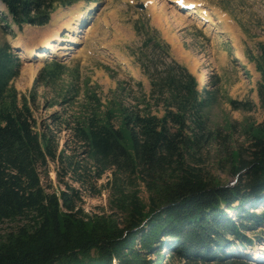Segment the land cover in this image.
<instances>
[{"label": "trees", "instance_id": "16d2710c", "mask_svg": "<svg viewBox=\"0 0 264 264\" xmlns=\"http://www.w3.org/2000/svg\"><path fill=\"white\" fill-rule=\"evenodd\" d=\"M0 1L18 26L46 24L54 8L53 0ZM143 27L136 25V32ZM147 40L137 58L162 116L152 112L145 95L133 106L116 97L103 103L86 86L78 114L51 112V123H40V129L32 114L35 95L20 98L11 84L20 59L8 42L0 46V223H14L0 235V264H152L151 253L159 264L164 249L182 264H240L229 257L232 250L251 244L246 230L264 226V121L244 128L245 153L228 151L237 179L221 184L203 167V149L221 138L207 115L215 95L199 87L155 34ZM259 49L256 92L264 106V43ZM66 71L51 60L38 76L54 83ZM229 101L234 108L253 106ZM51 126L69 130L86 161L67 153V141L58 149ZM50 161H58L83 189L111 171L113 212L87 213L79 203L82 190L67 181L50 191L42 182ZM140 184L149 193L147 202ZM258 205L262 212L254 209Z\"/></svg>", "mask_w": 264, "mask_h": 264}, {"label": "rangeland", "instance_id": "374dc122", "mask_svg": "<svg viewBox=\"0 0 264 264\" xmlns=\"http://www.w3.org/2000/svg\"><path fill=\"white\" fill-rule=\"evenodd\" d=\"M53 1L54 8L48 23H25L20 27L12 24L11 16L0 1V46L8 42L21 63L20 73L11 84L17 89L20 98L23 95H35L31 106L38 129L40 123H51L48 120L51 112L67 118L78 114L86 101V86L103 103L116 97L125 105L133 106L145 95L152 112L162 116L163 106H156L148 96L150 83L143 72V63L135 58L138 48L143 45L146 47L151 42L147 40L149 34H155L160 42L168 45L171 58L185 65L196 76L199 87H206L215 95L214 102L207 109V115L211 129L218 130L221 138L203 149V167L205 172L221 184L236 181L237 175L231 171L228 151L240 148L245 153L249 141L243 130L251 124L264 121V106L260 105L256 92V77H251L250 70L240 64L231 49L240 47L244 54L250 56L260 54L255 45L264 43V0H187L198 7H205L211 14L210 22H203V18L199 16L188 17L183 10L174 12L176 7L173 0ZM54 16L60 17L56 22L58 24H53ZM220 17L225 20L224 24L219 23ZM68 22L78 23L79 26L78 33L74 31L77 37L74 42L65 41L69 38V34L65 33H70L66 28ZM140 24H144V27L136 32V25ZM90 26L91 29L88 30ZM56 31L64 39L59 42L69 43L73 45V49H69L70 54L66 55L49 52L48 56L39 61L35 56L36 49H44L45 39H51ZM24 39L29 40L28 45L34 46L35 52L30 56H25L21 49L24 43L20 40ZM51 60L64 64L67 71L56 82L47 84L40 80L38 74L47 61ZM29 68L32 71H28ZM204 75L208 76L207 82L201 81ZM74 93V101L62 100L66 95L71 97ZM230 98L249 101L253 106L250 110L234 108ZM51 128L56 133L58 149L67 141V153L74 154L82 163L86 161L85 154L70 140L69 130L55 126ZM225 136L229 138L228 141L222 140ZM48 165L49 174L43 175L42 182L50 187V191L64 188L63 181H67L82 190V202L79 203L87 213L113 212L109 183L111 171L102 175L94 186L83 189L70 174L63 173L58 161H50ZM138 188L140 197L147 202V189L143 184ZM261 208L258 205L254 209L262 212ZM13 224L0 223V235ZM245 235L251 238V244L233 249L229 257L240 264H259L257 255H264V226H258L255 231L246 230ZM160 252L163 255L159 264L183 263L166 249ZM148 259H151L152 264H158L154 260V254H149Z\"/></svg>", "mask_w": 264, "mask_h": 264}, {"label": "bare ground", "instance_id": "6f19581e", "mask_svg": "<svg viewBox=\"0 0 264 264\" xmlns=\"http://www.w3.org/2000/svg\"><path fill=\"white\" fill-rule=\"evenodd\" d=\"M173 4L176 8H174V12H180V10L182 9H177L179 6H190L189 9L187 11L184 10V12H187L186 13V16H199L207 21L210 22V12H208V10L205 9V7H198V6H193L189 1L187 0H173ZM216 11V10H215ZM59 15V14H58ZM219 15V14H218ZM216 15V16H218ZM59 16H54V21L53 24H58L56 22L59 21ZM215 17V16H214ZM219 17V16H218ZM193 18V17H192ZM219 23L221 24H224L225 23V20L223 19V17H220L219 19ZM66 28H67V31H69L70 33H65V34H69V38L68 39H65V41H75L77 39V37L75 36V33L74 31H79V26H78V23L74 24V23H67L66 24ZM91 29V26L88 28V30ZM60 33L59 32H54L52 34V38L53 40H51L50 38L48 39H45L44 43V50H37L35 52V49H34V46L33 45H28L27 43H24L22 46H21V49L23 51V53L25 54V56H30L32 55L34 52L37 53V55H35L37 57V59L40 61L41 59H43L44 57L48 56L49 52H54V53H58V55H66V54H70L69 53V49H73V45H69V43H66V42H59L60 40H64L63 38H61V36L59 35ZM21 41V40H20ZM19 43V42H18ZM23 43V42H22ZM20 44V43H19ZM241 53V54H240ZM234 56L241 62V63H247L245 57L243 56V53L237 48H233V53ZM34 56V55H33ZM28 71H32L31 68L27 69ZM208 79V76L204 75L202 77V82H207ZM259 257H257L256 260L260 259L258 262H260L259 264H264V255L260 256V255H257ZM255 260V261H256ZM262 260V261H261Z\"/></svg>", "mask_w": 264, "mask_h": 264}, {"label": "crops", "instance_id": "0c3cea01", "mask_svg": "<svg viewBox=\"0 0 264 264\" xmlns=\"http://www.w3.org/2000/svg\"><path fill=\"white\" fill-rule=\"evenodd\" d=\"M257 36V35H256ZM252 38H256V37H252ZM258 38V37H257ZM23 43H29V40H26V39H24V40H21ZM258 45H255V47H256V50L257 51H259L260 49H259V44L260 43H257ZM253 47H254V45H253ZM240 51L242 50L240 47H237ZM250 48H252V47H250ZM252 50H253V48H252ZM243 51V50H242ZM241 51V52H242ZM243 53V52H242ZM248 56H249V59L247 60V63L245 64V66H246V68H248L249 70H250V73H251V77L252 78H254V77H256V81H258L259 79L258 78H260V73L257 71V66H255L256 65V63H255V61H254V59L257 57V55H254V56H250L249 54H248Z\"/></svg>", "mask_w": 264, "mask_h": 264}, {"label": "water", "instance_id": "95a60500", "mask_svg": "<svg viewBox=\"0 0 264 264\" xmlns=\"http://www.w3.org/2000/svg\"><path fill=\"white\" fill-rule=\"evenodd\" d=\"M38 50H41L40 48L38 49ZM233 182H231V183H227V184H232Z\"/></svg>", "mask_w": 264, "mask_h": 264}]
</instances>
